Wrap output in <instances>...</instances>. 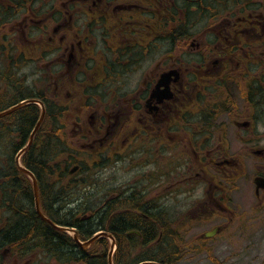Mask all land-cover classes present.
Wrapping results in <instances>:
<instances>
[{
    "label": "flooded vegetation",
    "instance_id": "af4514ba",
    "mask_svg": "<svg viewBox=\"0 0 264 264\" xmlns=\"http://www.w3.org/2000/svg\"><path fill=\"white\" fill-rule=\"evenodd\" d=\"M58 1H50L49 16L38 18L23 14L22 0H0V37L16 44L42 34L38 39L53 51L47 64L52 96L59 103L67 99L70 110L75 87L97 80L114 91L95 98L104 91L94 86L85 113L64 115L63 142L72 147L74 163L65 177L44 179L51 187L47 200L41 197L43 213L77 232L111 234L114 264L134 263L135 240L142 249L170 248L162 242L170 231L161 219L173 214L178 264L212 261L216 253L225 264L260 259L264 0H208L206 20L216 22L228 11L213 25L210 44L193 33L199 21L188 17L203 0ZM178 1L185 5L179 22ZM235 6L241 10L236 18ZM48 125L52 171L56 125ZM76 185L79 195L70 190ZM5 224L0 264L108 262L106 238L89 252L81 249L79 259H40L37 244L16 241Z\"/></svg>",
    "mask_w": 264,
    "mask_h": 264
},
{
    "label": "trees",
    "instance_id": "16d2710c",
    "mask_svg": "<svg viewBox=\"0 0 264 264\" xmlns=\"http://www.w3.org/2000/svg\"><path fill=\"white\" fill-rule=\"evenodd\" d=\"M30 52L37 57L36 62H40L46 57L45 52L39 56L36 51ZM9 56L17 59L15 61L12 57L11 61L14 62H11L10 66H15L18 63L22 65L28 60L25 58L24 52H20L17 57L14 54ZM18 79V74L16 75L12 71L4 75L2 83L7 85L0 92V112L28 99H38L44 103L46 107L45 122L38 132L32 148L23 158V164L34 173L40 187L41 197L47 200L46 194L49 193L51 186L44 179L63 176L66 172H60L62 169L60 164H56L52 171L49 169L51 131L48 123L52 121L56 125L53 133L55 146L52 152L55 157L54 161L57 162L62 156L61 152H57L61 144V129L58 126L57 115L62 116L65 108L52 101V95L50 96L52 90L47 86H43L39 90L37 88L30 90V86H26L23 79ZM40 112L38 106L29 105L0 119V204L2 206L0 210L4 211L7 216V234L16 235V241L24 243L27 240L26 243H36L43 251L55 257L79 258L82 251L76 249L70 237L50 229L37 217L31 182L27 176L18 171L14 163V156L26 145L39 119ZM55 192H58V189ZM71 193L76 194L74 189L71 190ZM55 222L58 223L57 220ZM92 235L93 233L79 232L82 240H86ZM59 243H63L65 247L60 248ZM134 243H136L134 244L136 247L138 241L135 240ZM86 256L93 257L91 254Z\"/></svg>",
    "mask_w": 264,
    "mask_h": 264
},
{
    "label": "rangeland",
    "instance_id": "374dc122",
    "mask_svg": "<svg viewBox=\"0 0 264 264\" xmlns=\"http://www.w3.org/2000/svg\"><path fill=\"white\" fill-rule=\"evenodd\" d=\"M48 3H49V0H39L35 4L34 7L39 5L37 7V9H39V12H40L41 9L43 7H45L44 4H48ZM57 3H58V6H59V4L62 3V0H59ZM25 6L29 7V6H31V4H29V2H26ZM205 9H206V7L202 8V10H205ZM227 12H225L223 14L220 13L219 15H216L215 16L216 22H217L218 19H220L222 17H226L227 16ZM204 13H206V12H204ZM49 14L50 13L47 12L45 14H42L41 16L40 15H36V16H38V18H46L47 16H49ZM232 14H233V16L235 18L240 16L241 10H239L238 6H235L231 10V16H232ZM207 17H208V12H207V16H205V18H207ZM216 22L209 21V20H206V19L203 20V21L200 20L198 22L199 24L193 29V33L194 34L196 33L195 35L198 34L199 35V39L201 41H204L206 44H210V41L215 37V32L212 31V28H213V25ZM17 23H19V24H17L16 26H17V28L20 29V27H21L20 22L18 21ZM203 33H205V35H203ZM39 35L41 36L42 34L40 33ZM198 35H197V37H198ZM37 36H33V38H31V39L36 42L37 41L36 40ZM37 38H39V36ZM23 40L27 41V40H30V39H28L26 37H22L21 39H19L17 41L16 44L18 45V48H19L20 51H23L22 48H21V44H20L21 42H23ZM46 48L48 49V47H46ZM24 53H25V58L28 59L27 62L24 65H22L20 68L19 67H14V66H10L11 62H14V61H11V60L15 59V61H16L17 59L15 57H13V56H9L6 53V50L4 48H2V47L0 48V92H2L5 89V86L7 85V84L2 83V79H3L4 75L6 73H10V71L14 72L16 75L18 74V78L19 79H23L24 82L26 83V86H30V90H34V88L35 89L37 88L39 90L40 88H42L45 85V82L43 80L47 79V76H45L46 71L44 72V70H45V68H47V63L50 61V59H52V57L50 56V59H48V60L43 59L40 62H36L37 61V57L35 55L30 53L28 50L24 51ZM49 55H50V52H49ZM15 56L17 57V54H15ZM12 57H13V59H12ZM29 60H32V61L30 62ZM250 61H251V59L247 58V65H250V63H249ZM48 82L50 83V81H48ZM97 82L98 81L96 80L95 85H92V86H84V88L75 87V88L70 90V97H74V99H76L78 102L72 100L73 108L69 111V113H76V114H79L81 116L82 113L86 112V109L84 107H85V101H86L87 93L95 92V90H93V88H92L94 86L98 87L97 90L99 88H102L100 86V84H96ZM113 88L114 87L111 86L110 84H106V86L105 87L103 86V88L101 89V91H104L103 95H101L100 93H97L94 96H95V98H97L99 96L100 97H104V98L109 97L112 94V92L114 91V90H112ZM82 99H83L84 102L81 101ZM77 103L79 104L78 106H77ZM88 103H92V102L90 101ZM75 193H76L75 195H79L80 194V192H79V190L77 188L75 189ZM161 220L166 225V228L168 229V231H170L167 234V238L169 239V244L171 245V247L170 248L169 247L168 248H162L160 250V252L163 251L164 254L166 253L167 254L166 257L170 258V259H172V261H174L173 264H178V214L170 215L167 218H164V219L162 218ZM158 236L159 235H157V237ZM234 251H238V249H235ZM107 252H109V249H107ZM144 252H145V249H140V248L139 249H135L132 258H135V257L137 258V256H141V253L143 254ZM152 254H153V252H152ZM261 254H262V256L260 257V259L259 258H253V259L249 258V259H246V260H243V259L237 260V259H235L232 262V264H252L251 261L253 262L254 260H257V262L254 263V264H264V249L261 250ZM43 256L44 255H42V254L39 255V257H43ZM43 258H45V257H43ZM163 258L165 259L164 255H163L162 259ZM189 264H225V261H224L223 255L221 253L220 254L216 253V255H215V257L213 258L212 261H211V258L208 261L206 257H199L198 259L192 261Z\"/></svg>",
    "mask_w": 264,
    "mask_h": 264
},
{
    "label": "water",
    "instance_id": "95a60500",
    "mask_svg": "<svg viewBox=\"0 0 264 264\" xmlns=\"http://www.w3.org/2000/svg\"><path fill=\"white\" fill-rule=\"evenodd\" d=\"M28 104H36V105H39L42 109V117L36 127V129L34 130L32 136H31V139H30V144L25 148L23 149L19 155L17 156V159H16V162L18 164V168L20 169V171L24 172L26 175H28L32 180H33V186H34V193H35V202H36V210H37V213L38 215L44 219L45 221H47L48 223H50L53 227L57 228L59 231H62V232H66V233H73L74 234V240L76 241V243L80 246V247H87L90 243L94 242L96 239H98L99 237L101 236H106V237H109L110 239H112V237L108 234H105V233H100L99 235H97L95 238H93L91 241L85 243L84 245H82L79 240H78V236L77 234L72 230V229H69V228H58L56 226H54L49 220H47L40 212V207H39V196H38V188H37V182H36V179L34 177V175L29 172L28 170L24 169L21 165H20V158L21 156L26 152V150L31 146V143H32V140L34 138V135L36 134V132L38 131L42 121H43V118H44V115H45V109H44V106L43 104L40 102V101H36V100H29V101H24L22 102L21 104L19 105H16L15 107H12L11 109L3 112V113H0V117H3V116H6V115H9L13 112H15L16 110L22 108L23 106L25 105H28ZM110 264H111V261H110ZM144 264H155V263H144Z\"/></svg>",
    "mask_w": 264,
    "mask_h": 264
}]
</instances>
